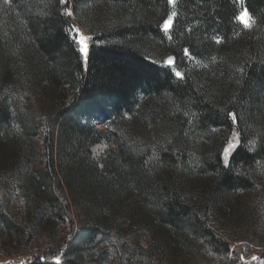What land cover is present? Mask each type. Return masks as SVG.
<instances>
[{
	"label": "trees",
	"instance_id": "1",
	"mask_svg": "<svg viewBox=\"0 0 264 264\" xmlns=\"http://www.w3.org/2000/svg\"><path fill=\"white\" fill-rule=\"evenodd\" d=\"M244 5L249 29L237 0H0V235L27 248L69 228L28 264L230 253L212 219L264 185V0ZM98 125L114 145L100 162Z\"/></svg>",
	"mask_w": 264,
	"mask_h": 264
},
{
	"label": "rangeland",
	"instance_id": "2",
	"mask_svg": "<svg viewBox=\"0 0 264 264\" xmlns=\"http://www.w3.org/2000/svg\"><path fill=\"white\" fill-rule=\"evenodd\" d=\"M237 2L240 7V17L244 11H247L244 5L245 0H237ZM176 3L177 0L175 4H171V6L175 8ZM174 17H172V27L174 23ZM238 20L239 23L247 29L253 26L251 17L250 27H246L240 19ZM172 27L168 29L167 32L163 27V30L167 37H169V33L172 30ZM77 29L80 33L83 34V36L87 38L89 53V35L81 27H73L71 34L79 44L80 48L81 45L79 43V36L76 31ZM170 60L172 61L171 63H169ZM174 65L175 63L171 58L167 59L164 63L165 67L172 66L174 68ZM174 72L176 73V75L177 73H180L175 70ZM180 76L181 74L178 77ZM64 88L67 87H57L58 96L63 94L61 91H63ZM54 93H56V91ZM23 106H25L24 109H27L29 111L31 110L30 112L37 111L36 106L28 107L27 104H23ZM97 128L100 129L103 134L99 136V141L92 147V157L100 162L105 158L107 152L114 148V145L113 140L104 125H98ZM218 133L222 137L223 131H219ZM226 136L228 144L224 150V161L227 163L231 154L239 145V137L236 133L232 132L227 133ZM149 142L152 143L154 142V140L150 139ZM39 144L41 146L42 143ZM229 145H233V147L229 148ZM37 152L38 154H41V150H38ZM257 186L258 189L253 192H248L240 196L238 195L237 200L233 204V210L226 209L227 211H225V213L221 215L222 217H220L219 219H212L210 225L217 236L228 241L231 245L229 254H215L211 252V250L205 245V243L203 244L202 242L195 241L192 245V259H189L187 257L183 259L181 255L176 257L168 253L163 256L166 260L164 264H235V261L239 259L243 262L264 264V260H261L264 255V185L260 182L259 184H257ZM13 204L14 206L16 205L15 202ZM253 207L255 208L254 210H252ZM252 222H255V225L253 227H251ZM79 224V221H77V225ZM58 233L59 236H56L52 240L50 239V237L44 236L36 244H33L27 248H24L23 245L19 243L18 240H16V238L11 239V237H9L8 235H0V264L30 263L36 258V255L43 252L42 250H44L46 246H48L49 242H54L58 245L63 242V239H67L69 228L67 226L61 225ZM141 246L144 249H148V239H143L141 241ZM62 248L64 249V247ZM62 248L61 252H63ZM234 251L243 252V254H240L236 259L233 255ZM54 262L58 263L59 258L54 259Z\"/></svg>",
	"mask_w": 264,
	"mask_h": 264
},
{
	"label": "snow or ice",
	"instance_id": "3",
	"mask_svg": "<svg viewBox=\"0 0 264 264\" xmlns=\"http://www.w3.org/2000/svg\"><path fill=\"white\" fill-rule=\"evenodd\" d=\"M61 2H66V0H61ZM176 0H169V3L171 4H175ZM69 15H71V12L68 13ZM176 15L175 12L172 13V17H174ZM172 17H169L168 21L165 22L164 24V29L165 31L167 32L168 29H170L172 27ZM238 19H240L246 27H250L251 24H250V17H249V14L247 13V11H244L240 17H238ZM77 33H78V36H79V43L81 45V48H80V52L83 54L85 60L87 59L88 57V44H87V38L85 36H83L82 33L79 32V30L77 29L76 30ZM219 42V41H218ZM172 61L170 60L169 63H171ZM177 75L179 76L180 73H177ZM230 115L232 116V119L235 120L236 119V116L234 113H230ZM233 147V145H229V148ZM227 151V150H226ZM255 259V257H254Z\"/></svg>",
	"mask_w": 264,
	"mask_h": 264
}]
</instances>
